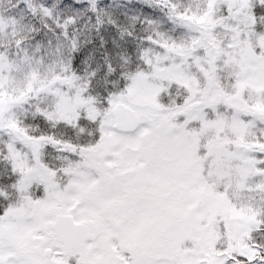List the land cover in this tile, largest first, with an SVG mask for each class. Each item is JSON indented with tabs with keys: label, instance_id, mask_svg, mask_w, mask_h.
<instances>
[{
	"label": "snow or ice",
	"instance_id": "obj_1",
	"mask_svg": "<svg viewBox=\"0 0 264 264\" xmlns=\"http://www.w3.org/2000/svg\"><path fill=\"white\" fill-rule=\"evenodd\" d=\"M0 264H264V0H0Z\"/></svg>",
	"mask_w": 264,
	"mask_h": 264
}]
</instances>
